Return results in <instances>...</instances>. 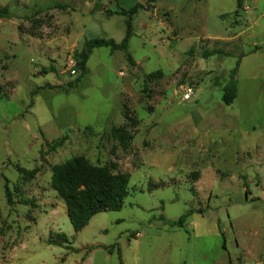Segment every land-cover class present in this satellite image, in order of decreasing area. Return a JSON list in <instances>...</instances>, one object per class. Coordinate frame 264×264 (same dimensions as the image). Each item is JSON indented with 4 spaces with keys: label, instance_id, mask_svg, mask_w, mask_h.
Returning a JSON list of instances; mask_svg holds the SVG:
<instances>
[{
    "label": "rangeland",
    "instance_id": "rangeland-1",
    "mask_svg": "<svg viewBox=\"0 0 264 264\" xmlns=\"http://www.w3.org/2000/svg\"><path fill=\"white\" fill-rule=\"evenodd\" d=\"M136 3L134 64L97 47L77 66L86 40H122L115 11ZM0 4V264H264V0ZM78 155L129 183L76 232L51 168Z\"/></svg>",
    "mask_w": 264,
    "mask_h": 264
},
{
    "label": "trees",
    "instance_id": "trees-1",
    "mask_svg": "<svg viewBox=\"0 0 264 264\" xmlns=\"http://www.w3.org/2000/svg\"><path fill=\"white\" fill-rule=\"evenodd\" d=\"M154 1V0H149ZM243 0H236L237 8L242 6ZM144 5L136 3L125 9L119 7L115 13L126 15L125 35L120 42L112 38H91L86 40L83 50L79 53L77 66L84 68L85 62L92 50L97 47H107L111 51H122L126 60L134 64L129 50V39L132 36V16ZM11 13L0 4V18H9ZM221 53L220 49H205L203 57L207 58L214 54ZM239 60L229 71L228 79L223 85L221 100L224 104H231L237 96L236 73ZM154 72L150 76L159 75ZM112 132L118 134L123 139L116 128ZM129 174L125 172H113L105 165L91 164L84 156H73L62 163L55 164L51 168V185L57 195L63 200L66 207V214L74 231L84 228L91 217L98 212L120 210L124 205V198L128 195ZM5 196L8 203H12L11 193L5 181ZM204 212L205 209H189L177 220H169L163 215L158 217L164 224L170 227H183L188 215L193 212ZM58 240L50 239L49 243L62 244L68 242L65 234H57Z\"/></svg>",
    "mask_w": 264,
    "mask_h": 264
},
{
    "label": "built area",
    "instance_id": "built-area-1",
    "mask_svg": "<svg viewBox=\"0 0 264 264\" xmlns=\"http://www.w3.org/2000/svg\"><path fill=\"white\" fill-rule=\"evenodd\" d=\"M190 90L188 89V91H186L183 95V99H188L190 97Z\"/></svg>",
    "mask_w": 264,
    "mask_h": 264
}]
</instances>
